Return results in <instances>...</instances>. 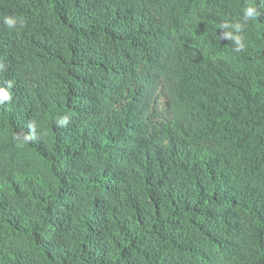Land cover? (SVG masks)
<instances>
[{
    "label": "trees",
    "instance_id": "1",
    "mask_svg": "<svg viewBox=\"0 0 264 264\" xmlns=\"http://www.w3.org/2000/svg\"><path fill=\"white\" fill-rule=\"evenodd\" d=\"M0 64V264H264L262 0H0Z\"/></svg>",
    "mask_w": 264,
    "mask_h": 264
},
{
    "label": "clouds",
    "instance_id": "2",
    "mask_svg": "<svg viewBox=\"0 0 264 264\" xmlns=\"http://www.w3.org/2000/svg\"><path fill=\"white\" fill-rule=\"evenodd\" d=\"M264 2V0H262ZM260 15V11L258 7L254 3H249L243 9V22H235V23H222L220 25V29L222 30L219 39L228 40L231 42L232 50L235 53H241L246 51V43L244 37L241 35L244 24L249 21H255L258 19ZM3 25L13 31H18L22 29L25 25V20L22 17L8 15L3 17L2 19ZM5 68L4 64H0V69ZM14 87V82L11 80L5 81V85H0V104L11 103L13 99L11 89ZM55 127L57 128H65L67 127L69 120L67 116H59L55 120ZM27 132L22 134L18 133L16 139L21 143H29L38 138V126L35 120H30L26 124ZM44 133L41 131L40 135Z\"/></svg>",
    "mask_w": 264,
    "mask_h": 264
}]
</instances>
